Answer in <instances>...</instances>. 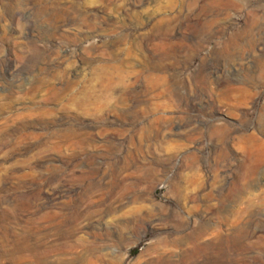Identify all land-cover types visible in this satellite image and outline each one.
<instances>
[{
  "label": "rangeland",
  "instance_id": "obj_1",
  "mask_svg": "<svg viewBox=\"0 0 264 264\" xmlns=\"http://www.w3.org/2000/svg\"><path fill=\"white\" fill-rule=\"evenodd\" d=\"M262 204L264 0H0V264H264Z\"/></svg>",
  "mask_w": 264,
  "mask_h": 264
},
{
  "label": "bare ground",
  "instance_id": "obj_2",
  "mask_svg": "<svg viewBox=\"0 0 264 264\" xmlns=\"http://www.w3.org/2000/svg\"><path fill=\"white\" fill-rule=\"evenodd\" d=\"M111 80V79H110ZM115 80V79H114ZM114 84V83H113ZM111 85V84H110ZM263 202V201H262ZM262 205H264V204H262ZM260 206V205H259ZM261 207V206H260ZM251 210V209H250ZM218 228V227H217ZM199 233V232H198ZM169 242V241H168Z\"/></svg>",
  "mask_w": 264,
  "mask_h": 264
}]
</instances>
